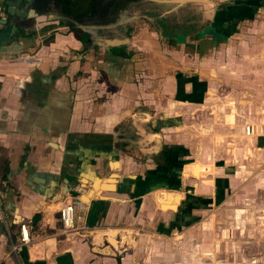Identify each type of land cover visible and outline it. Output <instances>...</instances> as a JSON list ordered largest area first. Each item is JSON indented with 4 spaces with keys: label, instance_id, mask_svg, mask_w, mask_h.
Segmentation results:
<instances>
[{
    "label": "crops",
    "instance_id": "1",
    "mask_svg": "<svg viewBox=\"0 0 264 264\" xmlns=\"http://www.w3.org/2000/svg\"><path fill=\"white\" fill-rule=\"evenodd\" d=\"M34 1L35 12L21 6L26 16L0 36V264H260L264 121L253 107L247 118L239 102L214 104L222 80L211 74L229 54L239 68L255 65L243 56L259 51L263 33L243 20L171 37L140 14L144 0L102 17L98 0L79 9ZM220 1L217 10L234 0ZM87 24L89 45L76 27ZM100 32L124 41L107 46ZM214 33L245 39L227 51L224 39L208 45ZM194 167L204 174L192 175ZM68 199L86 229L63 230Z\"/></svg>",
    "mask_w": 264,
    "mask_h": 264
},
{
    "label": "rangeland",
    "instance_id": "2",
    "mask_svg": "<svg viewBox=\"0 0 264 264\" xmlns=\"http://www.w3.org/2000/svg\"><path fill=\"white\" fill-rule=\"evenodd\" d=\"M124 1H121L120 3L124 7L128 8L127 4L129 5L131 1H127V0ZM211 1L213 4L215 5L217 4L216 5L217 7L221 6L220 0H211ZM262 2H263L262 0L261 1L234 0L232 1L231 4L227 5L226 8L224 7V9L218 10L219 12L214 17L213 25L211 26V28H207V29L208 31H212V28L215 27L217 31H219V29H224V28H228V30H230V28L232 29L235 27L237 28L239 22L243 20H248L251 21L247 24L249 27V33L254 32L253 33L254 35H257L258 33V36H260V34L263 33V36H261L260 39H257L255 43L257 46L260 47L258 49L259 51H256L254 55L248 54L244 56L238 53L239 56H243V58H252V57L255 58L256 59V62H254L255 65L254 64L252 66L245 65V66H240L239 68V66H237L238 64H236L234 61L231 60L229 54V55H225L224 57L227 64L223 63L220 66L217 67L214 66L217 69V72L216 69H214V73H212L211 76L216 78V75L218 73L219 78L222 80V82L216 83L218 85L217 86L218 88L216 86L213 87L214 88L213 94L216 96L215 90H218L219 95L221 96L223 95L222 97L223 99L222 98H218L217 100L214 99L213 102L214 104L218 102L220 103L219 105L222 108L227 105L230 107L232 106L234 108L236 105L235 103L239 102L240 104L243 105L244 109H246L245 115H247L246 116L247 118L251 114V109L254 108L256 112V116L258 115L259 119L261 121H264V44H263L264 19H262L263 21L261 22V24L263 23L262 25L256 22V24H259L257 27L253 22L254 20L257 21V18H255V14L257 13V10L254 9V6L259 7V5H261ZM120 9H121V5H118L115 10L116 11L115 16L121 14ZM245 9L246 11L243 12V10ZM202 22L206 23L207 20L203 19ZM143 23L140 22L139 20V24H141V26L143 27L147 26V28H150L147 25L148 23L147 24L146 23L143 24ZM212 37L215 39V41L208 42V45L209 43H211L212 45L218 46L220 42L219 39H224L225 41L222 42H224V44L225 43L227 44L225 47V50L228 49L227 51H229V48L227 46L228 43L230 44L231 40L238 43L239 41L241 42L242 40L245 39L244 36L234 35L233 37L230 38L231 40H226V38L222 34H216V33H214ZM189 53H191V51H189ZM227 65L228 68H226ZM244 69L247 70V72H243L242 70ZM223 73L228 75L230 80H227L226 77L223 76ZM241 93L242 96H240ZM249 260L256 261L257 259L250 258L248 259V261ZM259 261L260 264L261 262L263 264L264 259L260 258Z\"/></svg>",
    "mask_w": 264,
    "mask_h": 264
},
{
    "label": "water",
    "instance_id": "3",
    "mask_svg": "<svg viewBox=\"0 0 264 264\" xmlns=\"http://www.w3.org/2000/svg\"><path fill=\"white\" fill-rule=\"evenodd\" d=\"M147 2L148 5H150L152 8L150 10H157L158 7H160V9H163V12H167V13H171V14H176V15H179V14H182L184 13L185 11H187V6L191 5L190 7L192 8V15H190L191 17L189 18L190 19V23L192 24V28H198L200 25H203L204 22H202L203 19H209L208 15H207V9L204 10L202 6L203 4L207 5L206 8H210L211 12L212 13V21L211 23L208 22L205 23L207 24L205 27L206 29L207 28H211V26L213 25V22H214V17L216 16V14L219 12L217 10V4H213L211 0H144ZM35 1L34 0H6V5H8V7H2L1 8V12L2 14L5 13L6 16L5 17H2V15L0 14V36H2L3 33H7L10 29V27L13 29L14 24L17 22V20L20 18V17H24L26 16V12H25V9L22 8L20 9L21 6H26V9L28 8V5L30 4L33 5L35 7ZM169 6V11L168 9H166V6ZM194 5V6H193ZM154 8V9H153ZM29 10V13L32 14L34 13V9L33 8H28L27 11ZM206 13V14H205ZM187 17V15L185 16ZM194 19V20H193ZM85 21V19H80V23H82V21ZM78 21V22H79ZM83 21V22H84ZM123 21L122 20H116L114 22H111L108 24H103V25H95L93 28H99L100 30L102 28H107L108 26L109 27H113V26H116L118 24H120L121 22ZM10 24V25H8ZM89 25L91 24H87L86 25H77L76 27H79V28H84L86 29V31L84 32H78V38L82 41L83 44H86L87 41H90L91 40V27H89ZM10 26V27H9ZM84 26V27H83ZM72 30L75 29V26H69ZM6 29V30H5ZM8 30V31H7ZM100 38V39H99ZM98 40L107 45V46H110V45H119L118 43H123L124 40H120V39H117V38H111L112 40H108L107 37H99ZM126 42H127V38H126ZM125 43V42H124Z\"/></svg>",
    "mask_w": 264,
    "mask_h": 264
},
{
    "label": "built area",
    "instance_id": "4",
    "mask_svg": "<svg viewBox=\"0 0 264 264\" xmlns=\"http://www.w3.org/2000/svg\"><path fill=\"white\" fill-rule=\"evenodd\" d=\"M253 131V127L251 124H246L244 126V133L249 135ZM76 201L68 199L64 201L60 206V221L64 231H79L87 228L85 223H79L81 220V215L75 212ZM20 241L27 242V225L22 223L20 224ZM15 248V247H14Z\"/></svg>",
    "mask_w": 264,
    "mask_h": 264
},
{
    "label": "trees",
    "instance_id": "5",
    "mask_svg": "<svg viewBox=\"0 0 264 264\" xmlns=\"http://www.w3.org/2000/svg\"><path fill=\"white\" fill-rule=\"evenodd\" d=\"M158 11H160V13ZM148 12H150L151 14L146 16L155 23V26L158 27L160 26V24L164 25L166 28H162L161 26L160 27L164 29L166 33L170 34L171 37L172 35L173 36L177 35V33L186 34L187 33L186 31L192 28V24L190 23V19H189L191 16L188 13V11H185L184 13L179 15H172L170 12L165 13L162 11V9L149 10ZM164 14H167V16H163ZM186 15L187 17H185ZM179 30L180 32H178Z\"/></svg>",
    "mask_w": 264,
    "mask_h": 264
},
{
    "label": "flooded vegetation",
    "instance_id": "6",
    "mask_svg": "<svg viewBox=\"0 0 264 264\" xmlns=\"http://www.w3.org/2000/svg\"><path fill=\"white\" fill-rule=\"evenodd\" d=\"M85 1H87L88 2V0H85ZM84 0H71V4H70V6L72 7V6H76L77 7V9H79V7H81V4H82V2H85ZM96 1V0H95ZM121 1H124V0H98L96 3H95V5H97V7H95V9H99L101 12L100 13H103V14H99L101 17L102 16H105V15H107L108 13H112L113 14V16L115 15V13H116V8H117V6L118 5H121V9H120V12L122 13V11H123V13H125L124 12V9L126 8V7H124L120 2ZM125 2V1H124ZM74 8V7H73ZM152 7L150 6V5H146V6H142V8H141V10H140V14H143V15H150L151 13L150 12H148L150 9H151ZM112 9V10H111ZM154 9V8H153ZM166 9H168V11L170 10L169 9V6L167 5L166 6ZM162 11H163V9H162ZM166 13V12H165ZM107 17H105L104 19H100L102 22H103V20H105ZM144 19V18H143ZM80 20V19H79ZM107 23V21H105V24ZM164 23V22H163ZM160 26L162 27V28H166L164 25H161L160 24ZM100 34V35H99ZM98 35L100 36V37H105V35L103 34V33H99ZM108 38V37H107ZM89 42L90 41H87L86 42V44H88L89 45ZM88 47V46H87Z\"/></svg>",
    "mask_w": 264,
    "mask_h": 264
},
{
    "label": "bare ground",
    "instance_id": "7",
    "mask_svg": "<svg viewBox=\"0 0 264 264\" xmlns=\"http://www.w3.org/2000/svg\"><path fill=\"white\" fill-rule=\"evenodd\" d=\"M197 169H200V170H197ZM187 173L188 172H186V171L184 172V174H187ZM191 174L195 175V176L202 175V174H204V169L194 167V168H192ZM86 199H87L86 197H83V200H86Z\"/></svg>",
    "mask_w": 264,
    "mask_h": 264
}]
</instances>
